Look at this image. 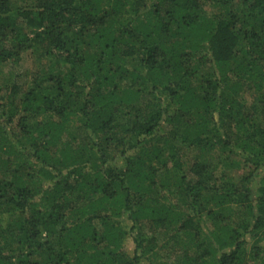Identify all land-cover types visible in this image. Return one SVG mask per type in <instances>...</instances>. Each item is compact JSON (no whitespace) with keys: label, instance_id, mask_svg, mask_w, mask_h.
Instances as JSON below:
<instances>
[{"label":"trees","instance_id":"obj_1","mask_svg":"<svg viewBox=\"0 0 264 264\" xmlns=\"http://www.w3.org/2000/svg\"><path fill=\"white\" fill-rule=\"evenodd\" d=\"M25 1L0 264H264V0Z\"/></svg>","mask_w":264,"mask_h":264},{"label":"rangeland","instance_id":"obj_2","mask_svg":"<svg viewBox=\"0 0 264 264\" xmlns=\"http://www.w3.org/2000/svg\"><path fill=\"white\" fill-rule=\"evenodd\" d=\"M11 2L13 5H22L26 1L25 0H11ZM130 247H132V246L130 245Z\"/></svg>","mask_w":264,"mask_h":264}]
</instances>
